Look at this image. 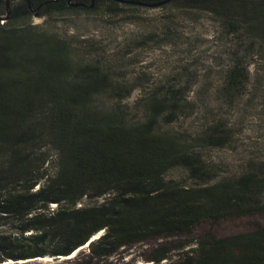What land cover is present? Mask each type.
I'll return each instance as SVG.
<instances>
[{"label":"trees","instance_id":"1","mask_svg":"<svg viewBox=\"0 0 264 264\" xmlns=\"http://www.w3.org/2000/svg\"><path fill=\"white\" fill-rule=\"evenodd\" d=\"M102 6L130 22L162 10L168 34L176 18L207 17L226 61L196 91L184 66L130 103L141 87L119 59L32 21ZM244 98L264 100V0H0V264L77 249V264H103L204 220L264 215V157L228 165L208 153L234 143L227 115ZM194 245L186 264H264V224Z\"/></svg>","mask_w":264,"mask_h":264},{"label":"rangeland","instance_id":"2","mask_svg":"<svg viewBox=\"0 0 264 264\" xmlns=\"http://www.w3.org/2000/svg\"><path fill=\"white\" fill-rule=\"evenodd\" d=\"M163 13L156 8L142 9L136 21L130 22L124 15H108L102 6L96 12H56L44 18L35 16L32 21L76 43L82 40L93 43L107 59H119L126 74L131 79L138 77L140 83L141 90H134L128 99L132 103L143 88L171 81L184 66L198 75L199 81L193 87L196 91L207 76V70L217 71L226 61V43L216 38V24L212 20L207 17L196 21L176 18L172 26L174 30L168 34L161 30ZM251 68L254 69V63ZM247 99L244 98L227 115L234 133L232 146L208 152L216 159L225 160L228 165H236L239 159L249 154L264 157V100L255 99L249 106ZM256 223L264 224V215L233 217L218 223L204 220L188 235L153 238L137 243L108 258L103 264H141V261L149 264H186L185 257L194 248L197 237L206 233L220 237L246 232ZM185 242L190 244L177 248ZM159 245L171 249L168 258L155 262L145 259ZM80 251L86 252L87 249ZM77 253L72 257H51L49 261L29 260L27 264H77L78 261L74 260Z\"/></svg>","mask_w":264,"mask_h":264},{"label":"bare ground","instance_id":"3","mask_svg":"<svg viewBox=\"0 0 264 264\" xmlns=\"http://www.w3.org/2000/svg\"><path fill=\"white\" fill-rule=\"evenodd\" d=\"M95 237H96V235H93L92 239L95 238ZM77 250H75L72 254L68 255L67 257L73 256L77 252ZM41 259L49 260V259H51V257H45V258H41ZM141 264H148V263L142 262Z\"/></svg>","mask_w":264,"mask_h":264}]
</instances>
